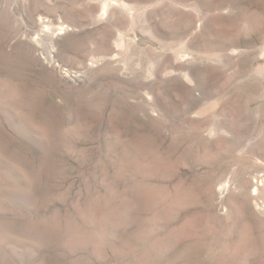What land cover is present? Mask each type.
Segmentation results:
<instances>
[{
	"label": "rangeland",
	"instance_id": "rangeland-1",
	"mask_svg": "<svg viewBox=\"0 0 264 264\" xmlns=\"http://www.w3.org/2000/svg\"><path fill=\"white\" fill-rule=\"evenodd\" d=\"M0 264H264V0H0Z\"/></svg>",
	"mask_w": 264,
	"mask_h": 264
}]
</instances>
